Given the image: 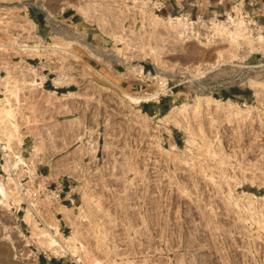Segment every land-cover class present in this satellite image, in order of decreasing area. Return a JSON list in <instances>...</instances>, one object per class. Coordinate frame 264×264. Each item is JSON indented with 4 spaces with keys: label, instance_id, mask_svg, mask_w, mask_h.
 Wrapping results in <instances>:
<instances>
[{
    "label": "rangeland",
    "instance_id": "obj_1",
    "mask_svg": "<svg viewBox=\"0 0 264 264\" xmlns=\"http://www.w3.org/2000/svg\"><path fill=\"white\" fill-rule=\"evenodd\" d=\"M76 1L0 0V93L7 77L22 82L36 77L24 67L28 61L36 70L45 67L50 77L65 73L67 82L58 88L86 96L89 81L84 79L89 80V62L94 64L96 59L110 66L116 62L113 74L102 67L99 72L108 75L122 93L154 89L153 76L159 71H199V79L167 73L165 93L139 105L125 97L129 106H122L114 96L107 107L115 106L109 111L120 113L119 121L108 135L109 147L113 143L116 147L103 166L89 167L92 153L80 150L89 139V97L77 100L70 114H53L47 107L39 117L36 105L27 115L32 116L31 123L26 124L36 128L44 117L47 122L57 120L61 125L57 158L62 160L54 165L58 167L52 171L59 173L53 178L5 175L37 193L30 211L39 230L34 240L26 241L31 234L23 217L28 205L21 200L16 209L8 208L9 190L15 185L5 184L6 196L0 194V264H45V260L47 264H264V115L256 109L251 115L235 117L228 114L231 110L226 105L205 99L209 95L230 99L239 108L255 107L254 88L246 81L249 77L264 81V0H92L103 5L102 18L93 21L110 28L109 50L98 57L89 51L93 22L76 13ZM109 2L115 5L108 8ZM67 10L72 16L64 19ZM152 14L163 20L185 16L196 22V28L220 20L234 29L231 16L242 31L233 37L215 35L208 41L199 28V35L180 37L177 28L163 20L156 22ZM124 32L132 38V46H153L157 63L131 57L125 44L113 39ZM257 36L263 37L261 43L254 39ZM22 44L46 50L26 55ZM115 44L129 56L127 62L116 58ZM130 64H141L150 73L143 80L126 78L123 72ZM106 87L113 89L109 83ZM76 91L75 98H81ZM182 103L185 109L179 112L178 122L168 120V111ZM137 108L143 112L138 116L132 113ZM2 115L3 111L0 119ZM75 117L77 123L69 124ZM6 123L9 130L14 129ZM15 128L20 134L16 123ZM46 134H42L43 142L50 147ZM11 140L13 146L16 140ZM99 141L103 143V135ZM34 142L30 139L25 144ZM97 156L102 158L103 152L99 150ZM53 158L52 154L46 159ZM65 167L76 172H64ZM52 190L60 192L59 203L70 208L67 214L73 222L59 217L57 224L62 236L75 229L73 255L46 252L35 244L37 237H45L54 217V205L46 197ZM84 197L87 203L79 216L77 206Z\"/></svg>",
    "mask_w": 264,
    "mask_h": 264
},
{
    "label": "bare ground",
    "instance_id": "obj_2",
    "mask_svg": "<svg viewBox=\"0 0 264 264\" xmlns=\"http://www.w3.org/2000/svg\"><path fill=\"white\" fill-rule=\"evenodd\" d=\"M107 4H108V8L111 5H115V3H113V2H109ZM69 5H71V4H69ZM74 7H75V9H77L81 13V15L85 19L89 20V17H93V16L97 17V18H93V19H99V16H101V11H102L101 8L103 7V5L99 2H92V1L89 2V0H80V3L77 5H74ZM108 11H110V10H108ZM110 13H111V11H110ZM152 17L155 19L156 22L158 20H163L162 17L158 16L157 14H152ZM184 17L168 16L167 18H165L163 20L164 22L163 21L162 22L165 24H168V26H170L172 28L173 27L177 28V31H176L177 35L180 37H191L194 35H199L200 34L199 28H200L203 30V32H202L203 37L208 41L212 37H214L215 35L233 37L234 35H237V33L239 31H242V28H240L241 26L238 24V22L237 23L233 22V19L231 16H229V19L232 21V25L235 26L234 29H231L229 26H226V24L223 21L221 22L220 20L219 21H213L208 26H206L204 23H202V24H200V27L198 26L196 28V26L194 24L196 22L190 21ZM100 18H102V16ZM231 21H230V23H231ZM113 39L115 41H121L122 43H124L125 49H127L132 54L131 57L137 56L140 58L151 59L153 62L157 63L158 56H157L156 50L154 49L153 46H148L146 44H142V45L138 44L139 46H134V45L132 46L131 44H132L133 40L130 37V35L125 33V32L123 34L113 35ZM254 39L257 40L258 43L259 42L261 43L263 41L262 36H257ZM80 42H82L84 44L83 40H80ZM21 49L24 51V53L26 55L38 54V53L45 50L44 47H40L39 45H36V44H33V45L22 44ZM120 49H121L120 46L116 47V51H118V54L120 53L119 55L118 54L116 55V58L121 62H127V58H129V56L123 55V53H122L123 50L121 51ZM231 57H236V56L231 55ZM138 65H131L130 64V66H128L127 70L124 72L125 75L128 77L134 76L138 72V70H137V68L139 67ZM234 65H235V63H234ZM167 73H170L171 75H182V76H185L188 80L199 79L198 75L200 74L199 71H197V72H187V71H181V70L177 71V72L159 71L155 76H153V78L157 82V85L155 86L154 89L142 90V91H139L136 93H132V92L127 91V90H122L126 99H128L129 102H131V103L138 104L141 101H148V100L158 98L160 94H163L166 91L167 80H168ZM40 76H41V78H40L41 81L38 82V81H36V78H33V79H31V81H29V84H31V86L33 85L35 87H40L42 84V80L44 79L43 75H40ZM67 79H68V77L65 75V73H60L54 79V83L57 85H62V84H65L67 82ZM19 82L23 83V82H21V80L19 78L17 79L16 77H7L6 80L4 81V86H3V92L5 93V95H4V98L2 100H0V102H3L2 107H0V109H2V110H0V112L3 111V115L1 116V119H0L2 122V124H1L2 126L0 127V142H3V146L1 148L6 150L4 153L6 156L7 165L6 164L5 165L7 166V168L10 166V169H14V168L18 167L19 164H23L24 167H28L27 164L24 162V160L21 158V156L18 153H16L15 151H13V149H12L13 147L10 144L11 139H13V141L16 140L17 144H20L22 142V139H23L22 135L16 132L17 129L15 128V123H14V118H15L14 111L15 110L14 111L12 110V109H14L12 106H11L12 109H11V107L8 106L9 97H15L16 99L19 98V93L21 91V85H22V84L19 85ZM246 82H247L248 86L254 88V97L256 100V105L253 109L252 108H239L240 106H237L236 103L234 104L231 101H221V100L213 99L209 95L205 96V99L208 101L215 100L216 104H218V105H221V104L226 105V108L231 110V111H229L228 114H231L235 117H243L244 115H251L253 113V110H256V109L258 111H261L262 114L264 115V81L257 80V78H255V77L254 78L249 77V78H247ZM48 93L54 94V91L53 92L49 91V92H47V94ZM74 95H75V93L73 91L72 92L70 91L69 93L68 92L62 93V95L60 97H62V99L64 100V99L70 98L69 96H74ZM261 95H262V97L260 98ZM65 101L66 100H64L63 105H66ZM184 109H185L184 103H182L180 105L173 106L172 109H170L168 111V113L166 114V118L170 121L178 122L179 112L184 110ZM6 122H8V124H11L12 128H14V129L9 130ZM263 125H264V122H263ZM45 129H46L45 133H47L46 135H48V137L50 138L49 140L52 143L54 137H53V134L51 133L53 131H51V130H53V129L49 128L48 126ZM86 131H88V130H86ZM88 133H89V131H88ZM91 135L88 134V136H91ZM81 138H82V136L78 137L79 140ZM92 139L89 138L86 141V143H84L83 145L80 144L81 145L80 146L81 152L84 153V151H87V153H88L90 151L92 153V151H93L92 148H94L93 144H95V143H93V140L95 138L93 140ZM108 145L109 144L106 143L104 147H106V149H107V147H109ZM10 153L12 155H14V160H13V162H11L12 164H10V162L8 160V156L10 155ZM40 153L41 152H40L39 148L37 146H34V148L32 149L31 156H32V158H35V159L38 158V160H40L41 158H43L42 156H40ZM108 158H110V157L108 156ZM114 160L116 161L115 158H114ZM103 163L105 165V160L103 161ZM102 166H103V164H102ZM1 167H3L4 170L7 169V168H5L4 165H2ZM60 171L63 172V169H60ZM65 171L70 173V174H73L74 172H76V170L74 168L72 169L70 167H68V168L65 167L64 172ZM58 173H59V171H58ZM58 173L52 171L51 173L45 175L44 178H53V177L57 176ZM10 182H12L15 185L16 190L13 188H11L9 190L10 198L6 204H7L8 208L16 209L21 200L26 201L28 208H26L24 210L25 212H24L23 217H24V220L29 225V227L31 228L30 236L26 237V241L29 242V241L35 239V236L37 235L36 231L39 230L37 228V224L34 222V220H32L31 211H30V209L35 205L37 193H35L29 187H23L22 183L18 179L13 180V178H11V177L4 176V179H0V194L4 197L6 196L5 184L10 183ZM39 186H40V184H39ZM45 189H47V187H45ZM46 197H47L48 201H50L54 205L55 213H54V217L48 222L49 229H48V232L45 234V237H43V238L37 237V239L35 240V244L39 249L44 250L46 252H51L53 254H65V253L72 252V255H73L75 252L73 250L74 247L71 244V241L76 240L75 229L72 230L71 235L62 236L61 232L59 231L58 224H57V218H59V217L60 218H62V217L67 218V220L69 222H71V223L73 222V218L71 217V214H67L68 211L70 210V208L64 204L59 203L58 193L54 190H52L51 195H46ZM86 203H87V199L84 197L83 203L80 204L79 206H77V208L80 211L79 216L83 215L84 205Z\"/></svg>",
    "mask_w": 264,
    "mask_h": 264
},
{
    "label": "crops",
    "instance_id": "obj_3",
    "mask_svg": "<svg viewBox=\"0 0 264 264\" xmlns=\"http://www.w3.org/2000/svg\"><path fill=\"white\" fill-rule=\"evenodd\" d=\"M92 0H89V2ZM80 3V0H77L74 5H77ZM73 7V6H72ZM73 9L76 11L77 14H79L81 16V18H83V20L88 21L89 23L93 22V25L89 26V51H91L95 56L96 55H100V53H103V51L105 50H109V37H110V28L109 25L105 26H100L98 25V23L94 20L93 18H97V17H89L88 19H85L81 13L75 9V7H73ZM91 13V12H90ZM92 14V13H91ZM72 13H68V10L65 11V18L64 19H68V17H71ZM39 19L36 18L35 21H38ZM33 23L36 25V22L34 20H32ZM92 24V23H91ZM96 25V26H95ZM40 46V45H39ZM86 46V44H85ZM42 47V46H40ZM116 47H119V44H115L113 46L114 50ZM45 48V47H44ZM46 50V48H45ZM115 55V54H114ZM116 56V55H115ZM98 57V56H96ZM115 58V57H114ZM94 60V59H93ZM115 60V59H113ZM112 62V60H111ZM26 65L24 67H28L29 69H31L32 71H34V73L36 74V81H41L40 75L44 76V79L42 80V84L40 87H35V86H31V84H29V81H31V78H27L25 79V81L23 83L19 84L21 85V91L19 93V100L16 99L15 97H9L8 99V106L9 107H13L14 109H11L14 111L15 114V119L14 122L18 125L20 134L23 135V140L22 143L19 145L16 142L13 143V151H15L16 153H19L20 156L23 158L24 162L27 164L28 167H24L21 164L18 165V167L16 169H10V166L7 168V161L5 159V151L4 149H2L1 147L3 146V142H0V175L1 176H5V175H9L13 178H16V174H19L17 178L20 179H26V178H31L30 176H36V177H43L49 173L52 172V170H54L55 168H57L58 166H54L56 163H60V161L62 160L61 158H57L58 157V150L59 147L57 146V142H58V132L61 129V125L59 124V122H56L57 120H52L51 122H47L45 117L43 118V122L38 123V126L36 128H28V124L27 121L29 120L30 117L32 116H27L29 115V113L36 108V111L39 113V117H40V113L41 112H45V110L47 109V107H49L51 109V111L53 112V114H58L59 112L64 113H74L73 111L75 110V106L77 104V100H80L82 98L85 97H89V138H95L93 140V147L92 148V154L89 155V167H94V166H100L102 165L103 161L105 159L109 157H111V151L112 148L114 150V147H116V144L113 143L114 147H104L105 144L107 143V140L109 139V132L110 131H114L113 124H117V122L119 120H117V118L119 117L118 115L120 113L115 112L116 115H113L111 111H109L111 108L114 110L115 106L108 108L107 106L109 105V101L113 99L114 96L118 97V99H120L119 103L122 102V104L126 105L127 107L129 106L128 103L126 102L125 96L124 94L118 89L116 88V83H114L113 80H111L110 78H108V75H103L100 74L99 69L102 67L104 68L106 71L109 70V72L111 74H113L112 72H114V70H117L116 66L114 65L116 62H114L113 64L111 63V66L108 65L107 62L103 61H98V59L95 60L94 64H91L89 62V80H87L86 78L84 79V83H86L87 81H89V96H86L84 94V92H77L76 90H73L71 88L65 90L64 92H58L57 90L59 89L58 86H62V85H57L54 83V79L57 77V74L50 77L49 75L45 74V67L38 66V69L36 70L35 66H33V64H31L29 61L25 62ZM139 67L137 68L138 72L137 74H139V77L131 76V78H136V79H141L143 80V76L146 77L148 75V73L150 72H145L144 67L139 64ZM113 69L110 70V69ZM96 73V74H95ZM121 74V72H119ZM124 73V72H123ZM95 74V75H94ZM77 77V76H76ZM125 77L127 78L128 76L125 75ZM130 77V76H129ZM22 82V81H21ZM81 82V81H79ZM112 84L113 85V89H110L107 91V87L106 84ZM51 84V85H50ZM23 86V87H22ZM117 86H119V88H124L122 86H120L119 84H117ZM169 90V89H168ZM49 91H54V94H47V92ZM72 91H76L77 93H80L81 98H75L76 96H73V98L71 97L70 99H66L65 104H64V100L62 99V97H60L62 95V93H69ZM0 100H2L4 98L5 93L2 91L0 93ZM21 95V96H20ZM122 95V96H121ZM212 98H215L213 96H211ZM15 98V99H14ZM160 98V95H159ZM216 99V98H215ZM221 101H231L230 99H220ZM117 102V101H116ZM115 104H119L116 103ZM146 102V101H145ZM13 104V105H12ZM37 105V107H35ZM35 107V108H34ZM137 110H139L140 112H137ZM28 112V114H26ZM142 110L140 108L136 109V112H132L134 114H141ZM143 113V112H142ZM145 114V113H144ZM114 118H116V121L114 122ZM77 118H70L68 121H71L69 124H76L77 123ZM31 119V118H30ZM80 120V119H79ZM29 123H31V121L29 120ZM48 123V124H47ZM93 125H92V124ZM95 123H97L98 127L96 128L94 125ZM52 128L53 130V142L51 143V141L49 140V144L50 147H47V145L45 144V142H43V138H42V134H45V128L46 127ZM117 128V127H116ZM99 129H102V131H99ZM112 129V130H111ZM29 132V133H28ZM31 132V133H30ZM99 134V135H98ZM100 135H103V143H100L99 139H100ZM30 139H36V142H34L35 144L33 146H31L30 144L28 146H26V141L30 140ZM96 140V141H95ZM34 146H37L40 150V156H42L43 158H41L40 160L32 158L31 153H32V149ZM111 146V140L109 141V145ZM101 150L103 152V157L100 158L97 156L98 151ZM106 150V151H105ZM109 150V151H108ZM53 154L54 158L53 160H48L47 161V156H51ZM35 159V160H34ZM44 159V160H43ZM9 160H10V164H12L11 162L14 160L13 156H9ZM6 164V165H5ZM2 165L5 166V168H7L6 170H4L3 167H1ZM92 165V166H91ZM3 168V169H2ZM16 170V171H15ZM7 171V172H6ZM34 173V174H33ZM44 180V179H42ZM45 264H47L48 262L45 260L44 261ZM51 264V263H50Z\"/></svg>",
    "mask_w": 264,
    "mask_h": 264
},
{
    "label": "built area",
    "instance_id": "obj_4",
    "mask_svg": "<svg viewBox=\"0 0 264 264\" xmlns=\"http://www.w3.org/2000/svg\"><path fill=\"white\" fill-rule=\"evenodd\" d=\"M263 67V66H262ZM121 86V85H120ZM173 87L171 86V88H169V89H172ZM122 96V95H121ZM139 105V104H138ZM122 106H123V104H122ZM58 197H59V201H60V192H58Z\"/></svg>",
    "mask_w": 264,
    "mask_h": 264
},
{
    "label": "trees",
    "instance_id": "obj_5",
    "mask_svg": "<svg viewBox=\"0 0 264 264\" xmlns=\"http://www.w3.org/2000/svg\"><path fill=\"white\" fill-rule=\"evenodd\" d=\"M57 91H58V92H64L65 90H64V89H58ZM51 263L54 264L53 261H51Z\"/></svg>",
    "mask_w": 264,
    "mask_h": 264
}]
</instances>
